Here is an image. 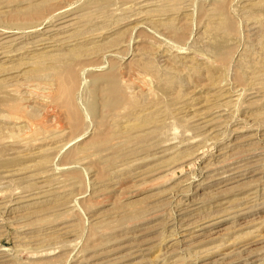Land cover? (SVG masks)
Here are the masks:
<instances>
[{
    "label": "rangeland",
    "instance_id": "374dc122",
    "mask_svg": "<svg viewBox=\"0 0 264 264\" xmlns=\"http://www.w3.org/2000/svg\"><path fill=\"white\" fill-rule=\"evenodd\" d=\"M263 23L264 0H0L28 32L2 52L85 53L57 80L0 66V264H264Z\"/></svg>",
    "mask_w": 264,
    "mask_h": 264
},
{
    "label": "bare ground",
    "instance_id": "6f19581e",
    "mask_svg": "<svg viewBox=\"0 0 264 264\" xmlns=\"http://www.w3.org/2000/svg\"><path fill=\"white\" fill-rule=\"evenodd\" d=\"M257 1V0H256ZM154 5V4H153ZM104 6V5H103ZM108 6V5H107ZM110 6V5H109ZM249 6V5H248ZM259 6V5H258ZM102 7V6H101ZM105 7V6H104ZM256 7V6H255ZM107 8V7H106ZM183 8V7H182ZM251 8V7H250ZM249 8V9H250ZM99 9V8H98ZM260 9H262V8H260ZM105 10V9H104ZM256 10V9H255ZM260 11V10H259ZM216 12V11H215ZM254 12V11H253ZM257 13V12H256ZM260 14V13H259ZM54 16V15H53ZM48 18V17H47ZM70 18V17H69ZM83 18V17H82ZM216 21L214 22V23H217V25H218V29L222 32V34L224 33V34H226V35H228L229 37L230 36H232V35H230L232 32H233V27H232V24L230 23V21L228 20V18L226 17V15H225V13H224V11L223 10H219V11H217L216 12ZM49 19V18H48ZM258 19V18H257ZM65 20H67V19H65ZM65 22V21H64ZM68 22V21H67ZM70 22H72L73 23V21H70ZM78 22H79V20H78ZM57 23H59L58 21H57ZM45 24H47V23H45ZM53 24V23H52ZM55 24H56V22H55ZM60 24L61 23H59V24H57V25H59L60 26ZM264 24V23H263ZM50 25V24H49ZM54 25V24H53ZM52 25V26H53ZM68 25H69V22H68ZM214 25V24H213ZM70 26V25H69ZM74 26H76V25H74ZM73 26V27H74ZM253 26V25H252ZM263 26V25H262ZM32 27V26H31ZM41 27V26H40ZM45 27H46V25H45ZM54 27V26H53ZM63 27V26H62ZM62 27H55L57 30H63L62 29ZM71 27V26H70ZM216 27V26H215ZM68 28V27H67ZM76 28V27H75ZM211 28H213V27H211ZM263 28H264V26H263ZM69 29V28H68ZM67 29V30H68ZM71 29H72V27H71ZM215 29V28H214ZM29 30V29H28ZM32 30V29H31ZM40 30V29H39ZM44 30V29H43ZM55 30V29H54ZM59 30V31H60ZM66 30V29H65ZM66 30V31H67ZM218 30V31H219ZM256 30V29H255ZM262 30H264V29H262ZM27 31V30H26ZM56 31V30H55ZM50 32H51V35H52V30L51 31H47L46 30V32H45V34L46 35H49L50 36ZM73 32L75 33V31L73 30ZM77 32V31H76ZM215 32V31H214ZM28 33V32H27ZM27 33H25L24 32V29L23 30H18V31H14V30H9V31H6V30H0V49L2 50V48L1 47H4V48H6V46H10V45H12L13 46V43L15 44L16 42H18L19 40H21L22 38H23V40H24V37L25 36H27V35H25V34H27ZM33 33V32H32ZM35 33V32H34ZM43 33V32H42ZM55 33V32H54ZM61 33H64V32H61ZM60 33V34H61ZM78 33V32H77ZM29 34H31V33H29ZM37 34H38V30H37ZM41 34V33H40ZM44 34V33H43ZM56 34V33H55ZM57 35V34H56ZM58 35H59V33H58ZM76 35L77 34H75V37H76ZM220 35V34H219ZM218 35V36H219ZM32 36H33V34H32ZM64 36V35H63ZM73 36H74V34H73ZM45 37V36H44ZM68 37V36H67ZM67 37H65V38H62V39H59V40H48V39H42V40H39V41H32L31 43H28V45H24L23 47H22V49L20 50V52H22L20 55H17L18 54V50H14V51H9V52H5L6 51V49H4L5 51L4 52H2L1 50H0V66H1V64H2V66L5 64L4 62H13L14 64V66L12 67V73H10V74H5L6 76L7 75H9V76H11L12 75V77L11 78H24V79H32V78H36V77H38V79H39V77L40 76H42V75H48V76H51L52 78H54V79H60V78H62L63 77V72L66 70L65 68L66 67H68L69 65H68V63H66L67 61H65V57L67 58V59H71V60H73L74 58H76V57H79L80 56V54L82 55V56H84V51H83V49L82 48H76L75 50H71V51H69L68 53H67V55H64V54H61V52H60V50H59V55L57 54H54V53H56V52H58V51H54V53H49L51 50H53V48H55V47H58L59 49H61V48H63V46L67 43V42H69V38H67ZM74 37V38H75ZM223 37V36H222ZM225 37V36H224ZM39 38V37H38ZM41 38V37H40ZM60 38V37H59ZM77 38V37H76ZM33 39H35L34 37H33ZM53 39H54V37H53ZM73 39V38H72ZM82 39V38H81ZM32 40V39H31ZM213 40H215V38L213 39ZM218 40V39H217ZM22 41V40H21ZM21 41H20V43H21ZM79 41H82V40H79ZM219 41V40H218ZM24 42V41H23ZM25 42H26V40H25ZM84 42V41H83ZM82 42V43H83ZM216 42V41H215ZM229 42V41H228ZM80 43V42H79ZM94 43V42H93ZM114 43V42H113ZM223 43V42H222ZM225 43V42H224ZM223 43V45H225ZM24 44V43H23ZM74 44H77V43H75V41H74ZM227 44V43H226ZM4 45V46H3ZM96 45V44H95ZM223 45L220 43V44H213L211 47H209V52H211L212 53V55L213 56H215L218 60V62L219 61H221V62H219V64H223V61H224V59H225V56L227 55H225V53H224V51H223ZM19 46V45H18ZM22 46V45H21ZM25 46H26V48H25ZM29 46V47H28ZM68 45L66 44V47H67ZM78 46V45H77ZM97 46V45H96ZM210 46V45H209ZM20 47V46H19ZM28 47V48H27ZM65 47V46H64ZM12 48H14V46L12 47ZM83 48H84V46H83ZM96 48V47H95ZM20 49V48H19ZM65 49V48H64ZM94 49V48H93ZM23 50V51H22ZM42 50H45L46 52H43ZM47 50H49V51H47ZM67 50V49H66ZM92 50V49H91ZM63 51V50H62ZM86 51H87V49H86ZM89 51V50H88ZM95 51H97V49L96 50H94V52ZM65 53V52H64ZM82 53H84V54H82ZM91 53H93V52H91ZM88 54V53H87ZM87 54H86V56H87ZM106 54V53H105ZM90 56V55H89ZM82 58V57H81ZM84 58V57H83ZM77 59V58H76ZM213 59V58H212ZM70 60V61H71ZM207 60V59H206ZM138 61V60H137ZM4 63V64H3ZM72 63V62H71ZM142 63V62H141ZM10 64V63H9ZM8 64V65H9ZM148 64V66H149V63H147ZM146 64V65H147ZM6 65V64H5ZM8 65H6L7 67H8ZM145 64H144V66H146ZM228 65V64H227ZM185 66V65H184ZM222 67V66H221ZM139 68H143V67H140L139 66ZM145 68V67H144ZM151 68V67H150ZM154 68V67H153ZM153 68H151V69H153ZM146 69L148 70V68H147V66H146ZM143 70H145V69H143ZM157 70V69H156ZM209 70V69H208ZM7 72H8V70H6ZM149 71H150V69H149ZM155 71V70H154ZM2 72V70H0V76H3V73H1ZM69 72V71H68ZM74 73V75H75V72H73ZM73 73H71V72H69V75H68V78L70 79V80H72V78H74L73 76L74 75H72ZM176 76V75H175ZM44 77V76H43ZM173 77V76H172ZM3 79V78H2ZM7 79V78H6ZM5 79V80H6ZM46 79V78H45ZM51 79V78H50ZM75 79H77V77L75 78ZM27 81V80H26ZM29 81V80H28ZM27 81V82H28ZM54 81V80H53ZM52 81V82H53ZM73 81V80H72ZM59 82V81H58ZM65 82V81H64ZM24 83H25V81H24ZM36 83V82H35ZM54 83V82H53ZM53 83H51V84H53ZM73 83H74V81H73ZM27 84V83H26ZM30 84V83H29ZM64 84V83H63ZM72 84V82H69V84L67 83V85H71ZM2 84L0 83V88L2 87L1 86ZM25 85V84H24ZM31 85V84H30ZM36 85V84H35ZM43 85V84H42ZM54 85V84H53ZM5 86V85H4ZM22 86H23V84H22ZM28 86V85H27ZM26 86V87H27ZM145 86V85H144ZM19 87V86H18ZM30 87V86H29ZM36 87V86H35ZM69 87V86H68ZM71 87V86H70ZM11 88H13V87H11ZM23 88V87H22ZM25 88V87H24ZM34 88V87H33ZM51 88V87H50ZM144 88V87H143ZM227 88V87H226ZM15 89V88H14ZM21 89V88H20ZM26 89V88H25ZM28 90H29V88H27ZM49 88H47V90H48ZM53 89V88H52ZM52 89H49V90H52ZM58 89H59V87H58ZM72 89V88H71ZM70 89V90H71ZM146 89V88H145ZM1 90V89H0ZM9 90V89H8ZM31 90H35V89H31ZM49 90L46 92L47 94H48V92H49ZM3 91H4V89H3ZM19 91V90H18ZM140 91H142V90H140ZM5 92H7V90H5ZM21 92V91H20ZM28 92V91H27ZM31 92V91H30ZM30 92H28V95H29V93ZM33 92V91H32ZM38 92V91H37ZM37 92L35 93V94H37ZM70 92V91H69ZM222 92V91H221ZM220 92V93H221ZM50 93H51V91H50ZM68 93V92H67ZM137 93V92H136ZM140 93V92H139ZM147 93V92H146ZM7 94V93H6ZM14 94H17V93H14ZM13 94V95H14ZM23 94H25V90L23 89ZM23 94H22V96H23ZM64 94V93H63ZM62 94V95H63ZM72 94V93H71ZM138 94V93H137ZM136 94V95H137ZM223 94V93H222ZM2 95V94H1ZM34 95V94H33ZM67 95V94H66ZM66 95H64V96H66ZM70 95V94H69ZM139 95V94H138ZM143 95V94H142ZM159 95V94H158ZM24 96H26V94L24 95ZM30 96H32L31 94L29 95V97ZM45 96V95H44ZM63 96V97H64ZM0 97H3V96H0ZM19 97H21V96H19ZM18 97V98H19ZM28 97V98H29ZM42 97V96H41ZM49 97H50V95H49ZM24 98V97H23ZM31 98V97H30ZM34 97L32 96V99H33ZM65 98H67V97H65ZM137 98H139L138 96H137ZM133 99V100H130L129 101V103H130V105L131 106H133L134 107V105H136L137 103H138V99ZM212 98V97H211ZM214 98V97H213ZM212 98V99H213ZM49 99V98H48ZM143 99H144V97H143ZM208 99H210V98H208ZM22 100V99H21ZM29 100V99H28ZM34 100H35V98H34ZM43 100V99H42ZM46 100H47V98H46ZM50 100H51V98H50ZM69 100H70V98H69ZM69 100H68V98H67V100H66V102H67V105H68V109L70 108L69 106H70V102H69ZM142 100V99H141ZM211 100V99H210ZM214 100H215V98H214ZM14 101V100H13ZM30 101H32V100H30ZM44 101H45V99H44ZM206 101V100H205ZM207 101H209V100H207ZM16 102H18V101H16ZM21 102H23V101H21ZM24 102H27V100L26 101H24ZM62 102H64V101H62ZM65 102V103H66ZM215 102H217V101H215ZM6 103V102H5ZM12 103V102H11ZM20 103V102H19ZM48 103V102H47ZM142 103V102H141ZM211 103V102H210ZM3 104V103H2ZM1 104V105H2ZM25 104V103H24ZM31 104V103H30ZM29 104V105H30ZM209 104V103H208ZM214 104V103H213ZM7 105H8V103H7ZM61 105V104H60ZM72 105V104H71ZM191 105V104H190ZM195 105V104H194ZM215 105V104H214ZM213 105V106H214ZM5 106H6V104H5ZM10 106V105H9ZM21 107V106H20ZM189 107V109H190V107L191 106H188ZM10 108L11 109H15L16 108V105H13V106H10ZM4 109V108H3ZM71 109V108H70ZM192 109V108H191ZM190 109V110H191ZM214 109V108H213ZM21 110V109H20ZM19 110V111H20ZM183 110H185L184 108H183ZM186 110H188L187 108H186ZM9 111H10V109H9ZM9 111H7V113L9 112ZM13 111V110H12ZM75 111V110H74ZM73 111V112H74ZM178 111H179V109H178ZM70 112V111H69ZM71 113V115H72V117H71V119L74 121V122H77V120H78V115H76L75 113ZM180 112H181V110H180ZM184 112V111H183ZM208 112V111H207ZM7 113H5L6 115H7ZM10 113H11V111H10ZM18 113V112H17ZM187 113V112H186ZM198 113H200V112H198ZM201 113H203L202 111H201ZM209 114H210V112H209ZM208 114V115H209ZM10 115V118H11V115L12 114H8L7 116H9ZM18 115V114H17ZM204 115V114H203ZM211 115V114H210ZM214 115V114H213ZM14 116V115H13ZM196 116V115H195ZM205 116V115H204ZM203 116V117H204ZM17 117V116H16ZM197 117H199V116H197ZM202 118V117H201ZM209 118V117H208ZM17 119H19V118H17ZM26 119V118H25ZM206 119V118H205ZM11 120V119H10ZM21 120V119H20ZM196 120V119H195ZM214 120H215V118H214ZM13 121V123L15 122L14 120H12ZM11 121V122H12ZM30 121V120H29ZM145 121H147V119H145ZM197 121V120H196ZM203 121V120H202ZM211 121V120H210ZM16 122H19V121H17L16 120ZM195 122V121H194ZM199 122V121H198ZM3 123V122H2ZM1 123V124H2ZM24 123H27V121L26 122H24ZM71 123V122H70ZM197 123V122H196ZM209 123V122H208ZM0 124V125H1ZM6 124V123H5ZM15 124V123H14ZM18 124V123H17ZM75 124V123H74ZM78 124V123H77ZM203 124H207V123H203ZM2 126V125H1ZM13 126V125H12ZM28 126V125H27ZM198 126V125H197ZM202 126V125H201ZM3 127V126H2ZM204 127V126H203ZM209 127V126H208ZM17 128V127H16ZM24 128V130H25V127H23ZM22 128V129H23ZM27 128V127H26ZM207 128V127H206ZM205 128V129H206ZM28 129H29V127H28ZM204 129V128H203ZM214 129V128H213ZM16 130V129H15ZM126 130V129H125ZM9 131V130H8ZM13 131V130H12ZM23 132V131H22ZM10 133V132H9ZM15 135V134H14ZM13 135V136H14ZM54 137V136H53ZM50 139V138H49ZM21 144V143H20ZM94 145V144H93ZM98 146H97V149H98V147H106L104 144H97ZM94 147H96V146H94ZM237 148V147H236ZM101 150H102V148H101ZM32 183V182H31ZM35 193V192H34ZM22 196V195H21ZM39 202V201H38ZM15 203V202H14ZM35 205V204H34ZM207 209H209V208H207ZM218 225V222L217 223H202V224H200V225H198V226H195V227H192L191 229H190V233L188 234V235H193V233H196V232H205V231H209L210 229H211V227H214V226H217ZM188 232H189V230H188ZM185 233V232H184ZM187 233V232H186ZM54 237H57V236H54ZM189 238H191V237H189ZM240 249V248H239Z\"/></svg>",
    "mask_w": 264,
    "mask_h": 264
}]
</instances>
